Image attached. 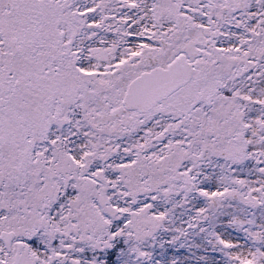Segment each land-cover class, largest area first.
I'll return each mask as SVG.
<instances>
[{"label": "snow or ice", "instance_id": "1", "mask_svg": "<svg viewBox=\"0 0 264 264\" xmlns=\"http://www.w3.org/2000/svg\"><path fill=\"white\" fill-rule=\"evenodd\" d=\"M0 264H264V0H0Z\"/></svg>", "mask_w": 264, "mask_h": 264}]
</instances>
